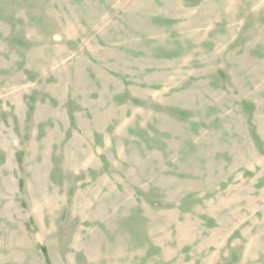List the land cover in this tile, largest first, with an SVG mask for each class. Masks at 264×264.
<instances>
[{
    "label": "rangeland",
    "instance_id": "rangeland-1",
    "mask_svg": "<svg viewBox=\"0 0 264 264\" xmlns=\"http://www.w3.org/2000/svg\"><path fill=\"white\" fill-rule=\"evenodd\" d=\"M0 264H264V0H0Z\"/></svg>",
    "mask_w": 264,
    "mask_h": 264
}]
</instances>
